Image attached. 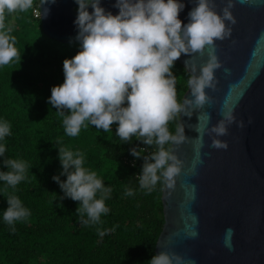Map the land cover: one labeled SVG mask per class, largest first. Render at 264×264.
I'll return each instance as SVG.
<instances>
[{
    "label": "clouds",
    "instance_id": "9594fccd",
    "mask_svg": "<svg viewBox=\"0 0 264 264\" xmlns=\"http://www.w3.org/2000/svg\"><path fill=\"white\" fill-rule=\"evenodd\" d=\"M76 2L79 5L76 39L80 41L81 51L63 61L64 82L51 89L49 98V103L63 118L65 134L77 137L81 128H87L89 123L107 133L118 123L116 135L121 141L131 142L136 137L154 149L147 155H142L147 152L145 148L130 150L134 157L144 159L142 173L137 176L139 188L151 193L160 183L162 191L174 190L184 167L175 149L193 142L185 135L182 115L191 118L194 112L200 113V122L195 126L199 136L195 142L193 170L202 162L200 150L205 135L212 137V148L227 150L228 142L219 137L227 136L233 124L241 129L245 127L244 121H237L235 115L238 102L230 97H226L220 107L222 118L211 127V114L202 110L216 102L206 89L218 91L216 71L223 63L217 55V41L232 37V26L237 23L232 9L236 3L245 4L249 0H226L221 12L217 11L216 0H193L195 6L188 13L187 24L179 19L185 8L181 0H116L114 7L119 9L116 15L106 11L101 0ZM52 3L56 0H39L38 5H34V0H0V66L19 59L16 37L11 35L13 27L5 24L6 14L27 12L35 6L42 18L49 11L43 6ZM89 6L93 11L88 10ZM205 52L207 62L198 65L196 54L203 56ZM182 54L189 57L185 60V71L189 74L190 96L180 102L177 77L172 68ZM224 71L230 73L227 68ZM173 122L174 132L169 128ZM10 134V124L0 122V141ZM57 143L63 168L61 175H66L67 179L61 181L60 176H53V180L60 185L65 197L81 202L76 210L79 223L83 226L102 223V214L110 211L105 201L111 198L112 187H106L95 171L84 167L82 152L66 148L62 141ZM5 152L6 146L0 144V156ZM3 163L9 170L0 171V181L5 182V190L15 189L27 178L28 165L12 158ZM124 195L134 196L135 190L125 187ZM6 198L9 205L3 212L6 224L14 226L15 222L31 215L18 196L13 194ZM97 231L101 237L106 234L103 230ZM196 235L194 231L190 233L193 238ZM228 247L231 248L230 243ZM148 264H186V261L175 252L164 251L152 256Z\"/></svg>",
    "mask_w": 264,
    "mask_h": 264
},
{
    "label": "trees",
    "instance_id": "16d2710c",
    "mask_svg": "<svg viewBox=\"0 0 264 264\" xmlns=\"http://www.w3.org/2000/svg\"><path fill=\"white\" fill-rule=\"evenodd\" d=\"M38 4L39 0H34V5ZM35 8L5 18V24L13 27L19 59L0 66V122L7 121L11 127V134L0 141L6 146L5 155L0 156V171L9 170L3 163L7 158L23 160L28 168L27 178L15 189L5 190V182L0 181V264H148L156 255L164 226L163 191L160 183L151 193L139 188L137 176L142 173L144 159L134 157L130 150L145 148L142 155H147L154 149L136 137L131 142L121 141L116 135L118 123L107 133L89 123L77 137L65 134L63 118L49 98L51 89L64 82L63 61L81 51V44L47 36L40 17L34 15ZM172 72L182 102L189 74L179 61ZM169 128L174 132L175 122ZM57 141L82 152L84 167L95 171L106 187H112L111 198L105 201L110 211L102 214V223H79L76 210L81 202L65 197L53 180V176L67 179L61 175ZM125 187L133 188L135 195L125 196ZM13 194L31 215L9 226L3 212L9 206L6 197ZM97 229L106 234L101 237Z\"/></svg>",
    "mask_w": 264,
    "mask_h": 264
},
{
    "label": "water",
    "instance_id": "95a60500",
    "mask_svg": "<svg viewBox=\"0 0 264 264\" xmlns=\"http://www.w3.org/2000/svg\"><path fill=\"white\" fill-rule=\"evenodd\" d=\"M181 2L185 8L179 19L187 24L195 4L193 0ZM115 3L101 0V6L114 15L119 13ZM216 3L221 12L226 0ZM78 6L76 0L44 5L49 9L40 18L44 33L63 43L80 42L75 24ZM88 10L93 11L91 6ZM232 11L237 19L232 37L217 41V55L223 63L216 71L218 91L206 89L216 102L202 111L211 114V127L222 118L220 107L230 97L238 102L235 115L245 127L233 124L227 136L219 137L228 142L227 150L212 148V137L205 135L202 162L193 170L200 113L194 112L191 118L182 115L185 135L193 142L176 147L184 167L175 189L165 188L162 193L165 221L155 252H175L185 257L186 264H264V0L236 3ZM187 59L182 54L177 61L185 67ZM207 59V52L196 54L198 65ZM185 96H190V89L182 101ZM193 231L197 233L194 238L190 236Z\"/></svg>",
    "mask_w": 264,
    "mask_h": 264
},
{
    "label": "built area",
    "instance_id": "2783aa9c",
    "mask_svg": "<svg viewBox=\"0 0 264 264\" xmlns=\"http://www.w3.org/2000/svg\"><path fill=\"white\" fill-rule=\"evenodd\" d=\"M39 11H40L39 8H35V9H34V15H35L36 17H40V16H39Z\"/></svg>",
    "mask_w": 264,
    "mask_h": 264
}]
</instances>
